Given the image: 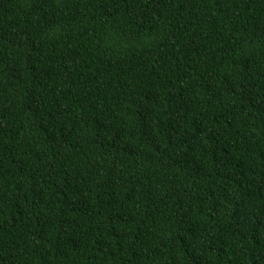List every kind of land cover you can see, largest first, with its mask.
I'll use <instances>...</instances> for the list:
<instances>
[{
  "label": "trees",
  "instance_id": "1",
  "mask_svg": "<svg viewBox=\"0 0 264 264\" xmlns=\"http://www.w3.org/2000/svg\"><path fill=\"white\" fill-rule=\"evenodd\" d=\"M0 264H264V0H0Z\"/></svg>",
  "mask_w": 264,
  "mask_h": 264
}]
</instances>
